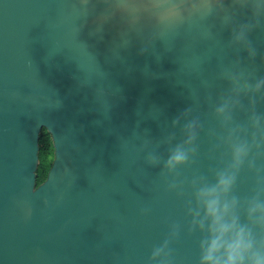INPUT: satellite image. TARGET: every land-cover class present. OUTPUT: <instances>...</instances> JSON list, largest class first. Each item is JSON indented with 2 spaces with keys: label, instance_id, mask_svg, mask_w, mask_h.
Wrapping results in <instances>:
<instances>
[{
  "label": "water",
  "instance_id": "95a60500",
  "mask_svg": "<svg viewBox=\"0 0 264 264\" xmlns=\"http://www.w3.org/2000/svg\"><path fill=\"white\" fill-rule=\"evenodd\" d=\"M192 2L166 23L155 0H0V264H159L165 241L170 264H200L196 193L224 171L240 223L264 237L247 212L264 202V93L240 91L227 122L216 112L234 77H264V5ZM43 128L55 156L37 185ZM178 145L189 159L169 171Z\"/></svg>",
  "mask_w": 264,
  "mask_h": 264
},
{
  "label": "clouds",
  "instance_id": "9594fccd",
  "mask_svg": "<svg viewBox=\"0 0 264 264\" xmlns=\"http://www.w3.org/2000/svg\"><path fill=\"white\" fill-rule=\"evenodd\" d=\"M188 5V0H155L154 7L160 9L159 19L166 23H175L183 18V11ZM264 5V0H258L257 8ZM193 11L200 7L211 9L210 5H198L191 3ZM247 27L242 26L235 34V42L243 43L248 47L249 55L254 57L255 50L247 44ZM234 96L225 101L216 109L218 115L227 122L231 119V110L240 103L239 93L261 94L264 93V77L258 79L254 85L247 81L240 84L238 78H233ZM253 104L255 101H252ZM254 127L260 128L258 118L253 121ZM197 122L192 121L186 125V144H192L196 139ZM194 150V149H193ZM249 146L244 142H237L233 145L232 168L238 170L247 156ZM150 162H155L150 157ZM189 159V151L183 145H178L169 155L165 167L169 171L175 170L178 166L185 164ZM235 172L224 171L218 175L217 183L212 186L201 187L196 193L198 202L203 206L205 219L209 221V237L201 244L202 255L200 264H264V237H257L253 228L241 224L237 214L238 201L235 197L229 199V194L235 184ZM248 219L252 225L264 230V202L253 200L248 206ZM204 228V222H200ZM168 242L153 250V260L159 259V264H170L167 259Z\"/></svg>",
  "mask_w": 264,
  "mask_h": 264
},
{
  "label": "trees",
  "instance_id": "16d2710c",
  "mask_svg": "<svg viewBox=\"0 0 264 264\" xmlns=\"http://www.w3.org/2000/svg\"><path fill=\"white\" fill-rule=\"evenodd\" d=\"M39 143L40 163L37 169V185H40L47 179L55 156V147L53 144L52 136L46 128H43L40 134Z\"/></svg>",
  "mask_w": 264,
  "mask_h": 264
}]
</instances>
